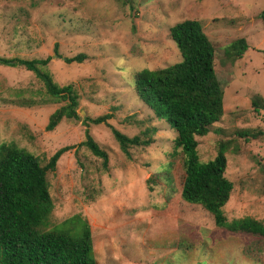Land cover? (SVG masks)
<instances>
[{
    "label": "rangeland",
    "instance_id": "1",
    "mask_svg": "<svg viewBox=\"0 0 264 264\" xmlns=\"http://www.w3.org/2000/svg\"><path fill=\"white\" fill-rule=\"evenodd\" d=\"M263 9L264 0H0V57L50 56L53 81L72 84L79 95V117H63L47 130L50 114L65 101L47 94L33 71L0 64V145L33 154L41 165L72 146L46 172L53 208L41 228L76 233V222L68 220L86 221L97 264H264V236L229 227L244 218L264 225V135H236L240 129L264 133V110L251 105L256 95L264 98ZM185 19L201 22L216 52L224 114L197 137V155L206 163L220 140L230 142L225 176L233 188L223 225L181 197L177 133L135 89L137 71L181 59L169 29ZM238 38L248 49L231 61L225 50ZM80 53L87 55L82 62L64 61ZM105 114L122 133L153 142L125 155L106 122L83 121ZM87 130L107 152V168L82 143ZM150 173L159 175L152 190Z\"/></svg>",
    "mask_w": 264,
    "mask_h": 264
},
{
    "label": "trees",
    "instance_id": "2",
    "mask_svg": "<svg viewBox=\"0 0 264 264\" xmlns=\"http://www.w3.org/2000/svg\"><path fill=\"white\" fill-rule=\"evenodd\" d=\"M259 17L264 27V9ZM169 35L181 59L158 69L143 68L137 71L135 89L154 115L164 119L177 133L173 150L175 152L180 148L183 154L181 197L203 205L213 214L215 223L223 225L226 218L222 207L229 200L233 188L232 182L225 176V154L230 142L220 140L216 155L206 163H200L197 155V137L210 132L213 124L224 114L223 90L214 66L216 52L198 20L185 19L176 23L170 27ZM247 49L246 39L238 38L226 48V58L235 61ZM86 58V54L80 53L66 57L64 61L82 62ZM50 60V56L32 59L0 57V64L23 66L33 71L42 81L47 94L65 101L50 114L47 130H53L63 117H79L77 91L72 84L60 86L53 81L50 71L46 69ZM251 105L255 112L264 110V98L256 95L251 99ZM108 118L110 114L85 117L83 121L107 124ZM107 125L127 156H130L131 146L153 142L151 136L144 139L137 134L128 136L111 124ZM236 135L248 140L264 133L262 130L240 129ZM82 143L92 154L100 157L107 168L108 154L88 130L86 140ZM71 148L64 146L57 149L49 161L41 165L33 154L11 144L0 145V264H97L93 255L91 229L86 221L76 216L68 220V224L76 222V233L45 231L41 228L53 208L46 172L54 171L58 159ZM157 177L159 175H148L146 185L149 190L157 184ZM229 227L264 236V225L254 219L235 220Z\"/></svg>",
    "mask_w": 264,
    "mask_h": 264
},
{
    "label": "crops",
    "instance_id": "3",
    "mask_svg": "<svg viewBox=\"0 0 264 264\" xmlns=\"http://www.w3.org/2000/svg\"><path fill=\"white\" fill-rule=\"evenodd\" d=\"M204 30V29H203ZM207 35V34H206ZM208 36V35H207ZM146 178L145 179H147V177H148V175L146 174V176H145Z\"/></svg>",
    "mask_w": 264,
    "mask_h": 264
},
{
    "label": "water",
    "instance_id": "4",
    "mask_svg": "<svg viewBox=\"0 0 264 264\" xmlns=\"http://www.w3.org/2000/svg\"><path fill=\"white\" fill-rule=\"evenodd\" d=\"M56 55V54H55Z\"/></svg>",
    "mask_w": 264,
    "mask_h": 264
}]
</instances>
